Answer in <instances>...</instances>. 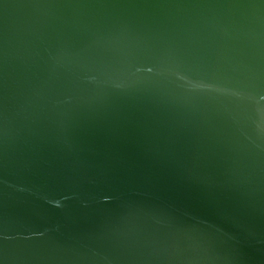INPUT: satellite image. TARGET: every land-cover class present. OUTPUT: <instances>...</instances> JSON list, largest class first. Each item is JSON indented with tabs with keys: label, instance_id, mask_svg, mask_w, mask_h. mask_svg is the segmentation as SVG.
<instances>
[{
	"label": "water",
	"instance_id": "obj_1",
	"mask_svg": "<svg viewBox=\"0 0 264 264\" xmlns=\"http://www.w3.org/2000/svg\"><path fill=\"white\" fill-rule=\"evenodd\" d=\"M0 264H264V0H0Z\"/></svg>",
	"mask_w": 264,
	"mask_h": 264
}]
</instances>
